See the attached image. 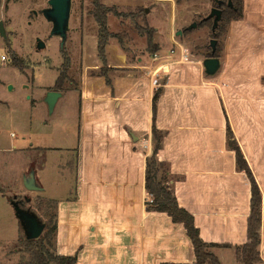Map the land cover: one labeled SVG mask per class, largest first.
I'll list each match as a JSON object with an SVG mask.
<instances>
[{
  "label": "rangeland",
  "instance_id": "374dc122",
  "mask_svg": "<svg viewBox=\"0 0 264 264\" xmlns=\"http://www.w3.org/2000/svg\"><path fill=\"white\" fill-rule=\"evenodd\" d=\"M48 1L3 0L0 8L8 35L7 40L0 36V264L30 258L13 200L45 225L56 222L53 250L77 255L78 264L194 260L182 226L146 211L152 201L145 169L155 144L156 93L155 125L163 138L157 161L169 171L170 188L180 206L193 213L204 241L230 246L212 249L220 262L241 264L236 254L245 241L251 193L227 144L229 123L262 192L264 264V55L243 56L239 46L226 53L230 25L215 38L213 19L201 24L214 0H176L185 10L176 14L174 7L164 23L154 24L155 5L149 13L113 6L116 13L107 16L110 40L126 59L118 64L115 57L120 68L111 70L89 51V76L99 77L90 78L89 90L97 86L102 91L95 96L105 99L111 86L115 99L107 107L88 106L83 130V57L86 35L89 41L98 37L95 7L93 0H72L62 46L42 14ZM182 13L186 17L179 19ZM194 23L196 28L185 31ZM38 38L46 43L42 51L36 48ZM212 40L220 48L222 68L209 78L203 61ZM58 88L63 96L51 113L47 94ZM87 97L96 98L93 93ZM31 172L43 192L26 189L24 179Z\"/></svg>",
  "mask_w": 264,
  "mask_h": 264
},
{
  "label": "trees",
  "instance_id": "16d2710c",
  "mask_svg": "<svg viewBox=\"0 0 264 264\" xmlns=\"http://www.w3.org/2000/svg\"><path fill=\"white\" fill-rule=\"evenodd\" d=\"M0 0V8L2 5ZM230 1L232 6H230ZM183 0H177L182 3ZM221 4L214 0V7L222 11V18L218 27L213 31L214 20L212 24L213 37L218 38L229 27L232 21L241 20L244 13V0H219ZM95 7L94 17L99 25L98 32V55L103 58L106 64V48L113 34L110 33L107 16L109 13H116L115 8L106 7L100 3V0H93ZM210 19H202L201 24ZM185 31H190L185 29ZM227 32V31H226ZM151 35V32H149ZM152 44V42H150ZM211 46V45H210ZM152 47V46H151ZM220 48L216 45V51L207 56L218 57ZM68 64V63H67ZM64 78L60 77V84ZM59 91V88L56 89ZM61 92V91H59ZM159 93H156L152 101V134L155 144L153 146V155L146 163L145 169V189L152 197V201L147 203V212H155L167 215L176 225H181L185 230L186 236L189 238L194 253L193 263H164V264H222L219 258L214 254V248H229L227 244L208 243L203 240L199 228L195 224V218L187 209L180 206L173 190L170 188L168 180V169H163L164 163H158L157 155L161 150L163 138L159 134L155 125L158 110ZM227 144L230 150L235 153L236 168L239 172L244 173L250 183V210L247 218V240L244 245L237 247L236 258L241 264H260L262 261L260 247L262 244L261 228H262V203L263 197L260 186L256 177L239 146L234 133L228 123L227 125ZM162 172V173H161ZM57 231V223L51 220L45 227L40 238L36 240H28L25 237L24 245L26 252L30 258L22 264H77V255H59L53 248V238Z\"/></svg>",
  "mask_w": 264,
  "mask_h": 264
},
{
  "label": "crops",
  "instance_id": "0c3cea01",
  "mask_svg": "<svg viewBox=\"0 0 264 264\" xmlns=\"http://www.w3.org/2000/svg\"><path fill=\"white\" fill-rule=\"evenodd\" d=\"M101 4L108 6V7L117 6L123 9L137 10V9L144 8L146 13H149L148 8L151 5H155L156 11H153V17H154L152 21L153 24L156 20H159V19L160 20L158 22L164 23L166 19V13L170 12V10L173 9L174 7L177 8L175 11L176 14H180L181 10L183 9L185 10L186 8V7L184 8L183 5H180V6L176 5V0H101ZM181 16L183 17H179V19H183L184 17H186V15H183V13L181 14ZM109 27H112V23H110ZM85 43H86L85 45L86 50H85V55L83 57V62L85 63L84 72L87 74L86 76L82 78V81H83L82 103H81V115H79V117L81 118V129L83 130H84V126L87 120L86 113H87L88 106L91 105L94 108H97L100 106L107 107L108 103H111L115 99L112 95L111 86H106L107 90H110L109 91L110 97L108 98L106 96L105 99H101L100 97L95 96L96 94H98L97 91H100V93L102 91V90H99L97 86L93 90H89L90 88H88V82L89 83L91 82L90 78L99 79V77H96V76H94V78L93 76L90 77L89 75L91 74V71L89 72V70L87 69L89 68L87 67L88 57L90 56L89 51L93 52V55L95 57L98 56V37L94 36L91 39V41H89V36L86 35ZM236 46H239L241 48L243 52L242 53L243 56H246V57L264 55V0H244L243 18L241 20L232 21L230 24L229 31L227 33L226 41H225L226 53L232 54L235 51ZM120 52L121 51H120L119 46L115 45L113 40H110L107 46V50H106V58L108 62L107 67L109 69L112 70V69L120 68V66L115 65L116 64L114 61L115 57L120 58L117 61L118 64L125 63L126 55ZM97 62L99 63V59L97 60ZM92 93H93V97H96L94 101H90L87 97L89 95H92ZM117 105H119V103H117ZM150 213H153V212H150ZM185 236H186V233H185ZM201 237H202V234H201ZM244 237H245V241L243 242V244L247 240V220H246V231H245ZM187 239L189 240L188 237ZM214 243H217V242H214ZM192 250H193V247H192ZM193 256H194V253H193ZM193 262L194 260L192 262H184V263H193Z\"/></svg>",
  "mask_w": 264,
  "mask_h": 264
},
{
  "label": "water",
  "instance_id": "95a60500",
  "mask_svg": "<svg viewBox=\"0 0 264 264\" xmlns=\"http://www.w3.org/2000/svg\"><path fill=\"white\" fill-rule=\"evenodd\" d=\"M220 5L219 0H215ZM230 6L232 2L230 1ZM49 7L42 10L43 16L52 24L51 35L53 37H58L62 41V46L67 40V35L70 30V18L72 10V0H49ZM222 18V11L219 8L214 7L211 10L210 15L207 19L214 20L213 31L218 27V24ZM197 27V24L194 23L188 27L189 30H192ZM182 31H178L177 35H181ZM0 36L8 39L7 31L5 29L3 21H0ZM217 41H211V47L213 53L216 51ZM36 48L38 51H42L46 48V43L38 38L36 40ZM204 73L209 78H214L217 76L222 68V61L218 57H209L203 61ZM63 96L59 91H50L47 94L46 101L48 103L50 112L53 113L57 101ZM133 141H137L138 137L131 131L128 130ZM25 187L29 191L41 192L43 187H41L37 180L34 172H31L29 177L24 179ZM12 205L15 210V215L19 220L20 226L24 231V235L28 240H36L41 237L43 234L46 225L40 221V219L30 210H25L21 208L18 202L12 201Z\"/></svg>",
  "mask_w": 264,
  "mask_h": 264
},
{
  "label": "flooded vegetation",
  "instance_id": "af4514ba",
  "mask_svg": "<svg viewBox=\"0 0 264 264\" xmlns=\"http://www.w3.org/2000/svg\"><path fill=\"white\" fill-rule=\"evenodd\" d=\"M43 191H44V190H43ZM43 191H41V192H43ZM13 201H14V200H13ZM19 204H20L21 208H24V207H23V203H19Z\"/></svg>",
  "mask_w": 264,
  "mask_h": 264
},
{
  "label": "built area",
  "instance_id": "2783aa9c",
  "mask_svg": "<svg viewBox=\"0 0 264 264\" xmlns=\"http://www.w3.org/2000/svg\"><path fill=\"white\" fill-rule=\"evenodd\" d=\"M3 60H6V57H3Z\"/></svg>",
  "mask_w": 264,
  "mask_h": 264
}]
</instances>
